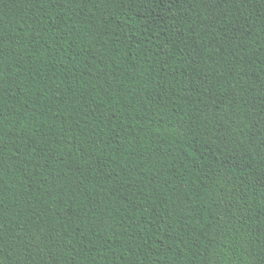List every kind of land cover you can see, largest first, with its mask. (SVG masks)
Segmentation results:
<instances>
[{
    "label": "trees",
    "instance_id": "1",
    "mask_svg": "<svg viewBox=\"0 0 264 264\" xmlns=\"http://www.w3.org/2000/svg\"><path fill=\"white\" fill-rule=\"evenodd\" d=\"M262 177L264 0H0V264H264Z\"/></svg>",
    "mask_w": 264,
    "mask_h": 264
},
{
    "label": "snow or ice",
    "instance_id": "2",
    "mask_svg": "<svg viewBox=\"0 0 264 264\" xmlns=\"http://www.w3.org/2000/svg\"><path fill=\"white\" fill-rule=\"evenodd\" d=\"M170 7H171V5H169V8H170ZM261 179L264 180V177H262ZM262 186H264V184H262ZM0 250H2V249H0Z\"/></svg>",
    "mask_w": 264,
    "mask_h": 264
}]
</instances>
